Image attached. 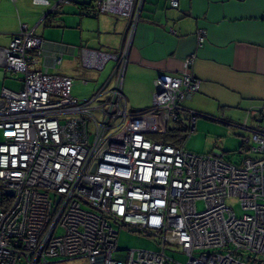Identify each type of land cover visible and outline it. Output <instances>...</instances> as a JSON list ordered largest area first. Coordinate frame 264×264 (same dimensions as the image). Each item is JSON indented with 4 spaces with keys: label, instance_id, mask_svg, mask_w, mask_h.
Masks as SVG:
<instances>
[{
    "label": "built area",
    "instance_id": "2783aa9c",
    "mask_svg": "<svg viewBox=\"0 0 264 264\" xmlns=\"http://www.w3.org/2000/svg\"><path fill=\"white\" fill-rule=\"evenodd\" d=\"M72 1L32 0L51 12ZM93 1L127 28L116 50L79 49L84 71L113 63L88 99L72 96V77L37 68L36 28L21 24L0 49L3 67L21 76L19 90L0 92V264H264V128L247 125L264 117V105L235 125L248 131L237 162L152 138L183 113L192 132L198 113L185 102L200 88L195 53L180 75L154 79L149 107L129 109L122 85L144 0ZM196 36L201 45L204 30ZM60 63L54 55L52 69ZM119 228L154 237L158 249H119ZM169 248L186 262L168 256Z\"/></svg>",
    "mask_w": 264,
    "mask_h": 264
},
{
    "label": "crops",
    "instance_id": "0c3cea01",
    "mask_svg": "<svg viewBox=\"0 0 264 264\" xmlns=\"http://www.w3.org/2000/svg\"><path fill=\"white\" fill-rule=\"evenodd\" d=\"M3 1L0 0V14H13L9 3L10 11L2 10ZM17 1L12 2L15 5ZM82 7H79L81 15H85ZM46 13L41 20L45 21L49 14ZM123 22L115 27L122 32L119 43L107 48L116 50L121 46L127 28V21L124 19ZM38 23L30 26L18 21L11 28L0 30V49L7 47L21 24L37 29ZM199 29L205 32L201 45H198L196 36ZM81 47L91 48L87 44L75 46L43 39L37 68L41 71L57 70L72 77L71 94L77 99L81 96V89L73 92L74 87L94 83L88 87V96L79 99L86 100L107 81L109 74L103 82L97 83L100 71L80 69L78 53ZM191 53H195L191 71L201 83L198 92L185 102V106L195 110L196 117L239 124L233 121L236 115L241 116L249 109L264 105V0H178L176 8L170 6V0H144L130 44L122 88L129 109L149 107L154 79L160 74L180 75L184 61ZM54 55L61 56L56 69H52ZM1 61L0 55V92L4 87L19 90L21 76L7 71ZM249 120L250 126L264 128L263 116H251L247 123Z\"/></svg>",
    "mask_w": 264,
    "mask_h": 264
},
{
    "label": "rangeland",
    "instance_id": "374dc122",
    "mask_svg": "<svg viewBox=\"0 0 264 264\" xmlns=\"http://www.w3.org/2000/svg\"><path fill=\"white\" fill-rule=\"evenodd\" d=\"M8 3L13 8V14H0V28H2L0 30H7L12 27L14 22L18 23V21L19 23L27 22L30 26L35 25L39 21L36 31L44 40H57L75 46L87 44V46L91 48L101 46L106 47L102 49L107 51H113L112 48L107 47L117 46L120 41V35L122 32L117 31L118 29L115 27L119 23L123 24L124 19H120L110 14L98 13L94 8L93 0H76L69 4L62 5L54 11V14L50 16L48 20L45 21H43V19L41 20V18H43V15L50 6L33 4L32 0H18L14 5L12 1L5 0L1 5L4 6L2 9L4 12L10 11ZM82 5L88 6V11L90 12L89 16L81 15L79 7H82ZM16 8L18 11H16ZM69 57L73 56L70 55ZM111 66L112 61H109L105 68L100 71L97 83L103 82L109 74ZM89 74L92 75L91 72H89ZM93 84L94 83L77 85L73 88V92L76 90L80 91L81 89V96L79 99H83L88 96V87ZM128 108L130 107L128 106ZM219 116L220 115H218V117ZM236 116L237 117H234L235 119H233V121L239 124H244L246 113L241 116ZM196 118L197 122L194 125L193 131L190 134L188 133L184 141V148L187 151L196 154H222L224 159L232 162L240 160L241 157L236 154V151H238L242 143V135L247 136L248 131L242 130L236 127V124H231L224 119ZM184 123L187 125V121ZM249 124L250 120L247 125L250 126ZM152 138L160 141L158 135H155ZM226 204L231 206L237 215L242 213L239 201L236 198L227 199ZM196 207L198 210H203L205 207L204 202L198 201ZM118 246L119 249H158L154 237L144 235L143 233L129 231L125 228H119ZM167 255L182 263L187 260V256L182 253V251H176L174 248H169V250H167ZM48 261V264H85L81 259L62 261L61 259L55 258L49 259Z\"/></svg>",
    "mask_w": 264,
    "mask_h": 264
},
{
    "label": "trees",
    "instance_id": "16d2710c",
    "mask_svg": "<svg viewBox=\"0 0 264 264\" xmlns=\"http://www.w3.org/2000/svg\"><path fill=\"white\" fill-rule=\"evenodd\" d=\"M82 8L84 10V12L82 14L89 16L90 12L88 11V6L84 5ZM52 14H54V12L47 14L45 16V20H48L49 17L52 16ZM186 116L187 115L185 113H183L181 115L180 119L176 120L174 123H172V125L169 124L167 126L166 131L163 134L158 135V137H159L158 139H160V141L164 142V143H170V144H174V145L182 144L185 141V139L188 135V131H189L188 124L185 125V123H184V122H186ZM242 146L243 145L241 143L240 147H242ZM236 154L239 155V149H238V151H236ZM239 156H241V155H239Z\"/></svg>",
    "mask_w": 264,
    "mask_h": 264
},
{
    "label": "water",
    "instance_id": "95a60500",
    "mask_svg": "<svg viewBox=\"0 0 264 264\" xmlns=\"http://www.w3.org/2000/svg\"><path fill=\"white\" fill-rule=\"evenodd\" d=\"M50 12H51V9H49V10L47 11V13H50ZM47 13H46V14H47ZM6 194H7V195H12V191H6Z\"/></svg>",
    "mask_w": 264,
    "mask_h": 264
}]
</instances>
